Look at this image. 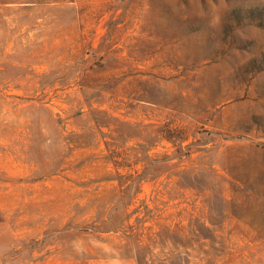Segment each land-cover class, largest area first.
Segmentation results:
<instances>
[{"label":"rangeland","instance_id":"obj_1","mask_svg":"<svg viewBox=\"0 0 264 264\" xmlns=\"http://www.w3.org/2000/svg\"><path fill=\"white\" fill-rule=\"evenodd\" d=\"M0 264H264V0H0Z\"/></svg>","mask_w":264,"mask_h":264}]
</instances>
